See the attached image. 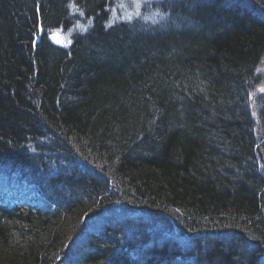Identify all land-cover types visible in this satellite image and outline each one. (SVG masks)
Wrapping results in <instances>:
<instances>
[{"label":"trees","instance_id":"1","mask_svg":"<svg viewBox=\"0 0 264 264\" xmlns=\"http://www.w3.org/2000/svg\"><path fill=\"white\" fill-rule=\"evenodd\" d=\"M168 1L0 0V264H264V0Z\"/></svg>","mask_w":264,"mask_h":264},{"label":"bare ground","instance_id":"2","mask_svg":"<svg viewBox=\"0 0 264 264\" xmlns=\"http://www.w3.org/2000/svg\"><path fill=\"white\" fill-rule=\"evenodd\" d=\"M137 1L140 4L143 3V0H141L142 2L140 0H137ZM189 1H191V0H172L170 2L168 1V8H169V10L171 12V15L173 16V13H177L178 10H180L182 12H183V10H189L188 5L186 4ZM193 1H195V0H193ZM215 1L216 0H213V3H215ZM145 4H146V6L144 8H146V11L148 12V11H152L153 8L160 7V6L162 7L163 0H146ZM193 9H194V6H192L190 8L191 11ZM105 10H106L108 15L117 14V11L114 8H112V7L108 6V7H106ZM161 15H162V13H161ZM133 19L141 20V19H145V18H138L137 19V16L133 15ZM185 23H186V26H185L184 30L196 29V27L192 25V22H189V21L187 22L186 21ZM146 24H150V23H146ZM151 27L158 34L168 31V29H166L165 26L163 24H161V22L159 20V17L157 15H154V16L151 17ZM86 28L87 27H85L82 24H80V22H78L76 24L74 23L72 25V30L76 31V32H78V31L79 32H83V31L86 30ZM176 30L181 31L180 29H177V28H176ZM61 43L62 42H59V43H57V45H59ZM263 63H264V54H261V56L258 58L257 62L255 63V65L253 67V68L256 69V73L257 74H251L252 75L251 77L249 76V78L247 80L246 79L242 80L238 84V86H240V88H243L247 92V94L249 93V91H250V95L252 93H255L254 94L255 98L257 97L256 93H259L261 91V89L264 90V64ZM249 103H250V101H249ZM242 139H243V142L245 141L246 145H247V143H249V140L252 139L254 141L255 145L251 149L245 147L246 154H248L246 160H248L249 163H251V165L249 166L250 168L253 167V169L255 168L256 170H260L259 172H257V174L258 175H262L263 170H264V162H261V160L259 158L264 153V133H259L254 128H252L251 130H244L243 135H242ZM61 142L64 143V144L67 143L66 139L62 140ZM241 147H244V144H242ZM252 157L254 158L253 160L251 159ZM257 160H259V162H255L254 163V161H257ZM234 172H237V170L236 171L234 170ZM252 176L255 177V175H252ZM261 186H262V188L264 190V181L261 184ZM260 191H261V189H260ZM259 203L261 204V202L258 201V204ZM262 205H264V204L262 203L261 206ZM212 223L210 222L209 225L206 226V227L205 226H202V227L200 226V230L201 231L202 230H207V228L210 229ZM220 223H222V222H220ZM241 226L243 228V225H241ZM242 239L246 243L249 244L247 239H245V238H242ZM209 245L210 246H215L214 243H209ZM234 249L236 250L235 246H234ZM211 251L212 250H210V252ZM247 251L249 253L251 251V247H248ZM201 254H203V256H201V258H205L206 257V255H204V253H201ZM209 256H211V257L214 256L213 257L214 259H217V258L220 257L216 252L211 253Z\"/></svg>","mask_w":264,"mask_h":264},{"label":"rangeland","instance_id":"3","mask_svg":"<svg viewBox=\"0 0 264 264\" xmlns=\"http://www.w3.org/2000/svg\"><path fill=\"white\" fill-rule=\"evenodd\" d=\"M58 39H59V36L56 35L55 40H58ZM57 42H59V41H57ZM0 200H1V198H0ZM0 202H2V201H0Z\"/></svg>","mask_w":264,"mask_h":264}]
</instances>
